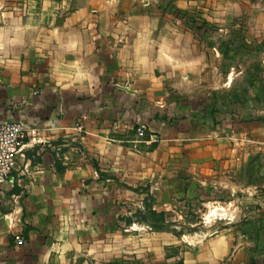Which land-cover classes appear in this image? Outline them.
I'll return each mask as SVG.
<instances>
[{"label":"crops","instance_id":"0c3cea01","mask_svg":"<svg viewBox=\"0 0 264 264\" xmlns=\"http://www.w3.org/2000/svg\"><path fill=\"white\" fill-rule=\"evenodd\" d=\"M91 1L63 18L0 13V122L28 128L0 194V264H258L264 99L239 98L210 62L239 34L264 56V0ZM126 186L148 187L167 222L180 203L228 193L239 220L152 231L136 214L146 192Z\"/></svg>","mask_w":264,"mask_h":264},{"label":"rangeland","instance_id":"374dc122","mask_svg":"<svg viewBox=\"0 0 264 264\" xmlns=\"http://www.w3.org/2000/svg\"><path fill=\"white\" fill-rule=\"evenodd\" d=\"M87 2L88 0H0V13H4V17H11L12 15L21 17L28 15L37 16L41 14L44 15V13L47 15L48 13L49 16L51 15L53 17L63 18L66 15H71V13L75 12L80 4H85ZM241 27L242 26H239L240 30L242 29ZM212 28H218V26H212ZM239 37V41H234L228 38L226 41L219 42L220 44L217 46L218 52L214 54L210 63L216 68V70L222 71V79L224 78L226 72L228 74L233 73L235 78L233 86H239V98H243L244 101H247L246 99L250 100L249 97H252L251 95L255 93V97H258L260 102H262L261 100L264 99V74L262 73L264 56L261 53L251 55L252 52L249 48L251 44L243 41V37L240 36V34ZM247 44L249 46L246 47ZM209 65L208 61H203L197 67L199 70L200 68L209 70ZM253 67L258 68L260 73H252ZM258 81L259 84L256 83ZM246 88L250 91L249 94L244 93ZM249 100L248 103H251ZM216 194V197L220 198L222 202H215L211 204L210 201L216 197L204 198L198 201H186L173 207V210L180 216L175 217L173 215V217L169 219L170 225L168 228L172 230V232L169 233L174 234V231L175 233H181V235H193V233H195L194 231H196L198 234L208 233L212 235L218 232L222 226L230 225L238 221L239 217L236 215V212L231 211L232 214H229V210L225 207L230 199L229 197L231 196L224 192ZM202 202H204V204H202ZM146 240L144 244H147V247L149 248L153 247L155 249L160 239L158 235L148 234V238ZM180 245H183V243L181 242ZM164 252L165 256L170 255V245L165 246ZM252 255L255 256V259L259 260L258 264H264V253L259 254L253 251ZM249 259V264H255L252 257ZM129 261L131 262L128 264H155L139 263L137 259H131L128 260V262ZM158 264L171 263H162L159 261ZM173 264L178 263L176 262Z\"/></svg>","mask_w":264,"mask_h":264},{"label":"built area","instance_id":"2783aa9c","mask_svg":"<svg viewBox=\"0 0 264 264\" xmlns=\"http://www.w3.org/2000/svg\"><path fill=\"white\" fill-rule=\"evenodd\" d=\"M143 132V126L139 125L136 128V134L142 135ZM27 137L28 128L23 122L19 120L0 122V194L16 166L17 155ZM64 145V142H61L55 150L60 151ZM13 242L15 246H21L24 244V238L18 233L14 234Z\"/></svg>","mask_w":264,"mask_h":264},{"label":"trees","instance_id":"16d2710c","mask_svg":"<svg viewBox=\"0 0 264 264\" xmlns=\"http://www.w3.org/2000/svg\"><path fill=\"white\" fill-rule=\"evenodd\" d=\"M95 167L97 168L96 165ZM126 187L135 192H146V196L143 199V209L136 211L138 221L147 224L152 231H167L170 229L168 228L170 223L166 221L165 213L163 211H156L153 209V199L148 193V187Z\"/></svg>","mask_w":264,"mask_h":264}]
</instances>
